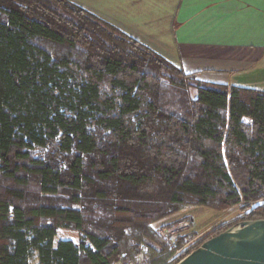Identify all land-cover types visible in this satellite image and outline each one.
<instances>
[{
    "label": "trees",
    "instance_id": "16d2710c",
    "mask_svg": "<svg viewBox=\"0 0 264 264\" xmlns=\"http://www.w3.org/2000/svg\"><path fill=\"white\" fill-rule=\"evenodd\" d=\"M189 206L245 214L171 259L193 235L155 223ZM257 218L263 90L204 82L71 0H0V264H176Z\"/></svg>",
    "mask_w": 264,
    "mask_h": 264
},
{
    "label": "crops",
    "instance_id": "0c3cea01",
    "mask_svg": "<svg viewBox=\"0 0 264 264\" xmlns=\"http://www.w3.org/2000/svg\"><path fill=\"white\" fill-rule=\"evenodd\" d=\"M208 83L264 91V0H71Z\"/></svg>",
    "mask_w": 264,
    "mask_h": 264
},
{
    "label": "water",
    "instance_id": "95a60500",
    "mask_svg": "<svg viewBox=\"0 0 264 264\" xmlns=\"http://www.w3.org/2000/svg\"><path fill=\"white\" fill-rule=\"evenodd\" d=\"M176 264H264V218L227 228Z\"/></svg>",
    "mask_w": 264,
    "mask_h": 264
},
{
    "label": "rangeland",
    "instance_id": "374dc122",
    "mask_svg": "<svg viewBox=\"0 0 264 264\" xmlns=\"http://www.w3.org/2000/svg\"><path fill=\"white\" fill-rule=\"evenodd\" d=\"M259 202H263V200H260ZM255 204H257V202ZM244 214L245 213L241 209V206H234L225 211L211 209L206 206H189L175 213L174 215L169 216L168 218L158 221L155 223V226L158 229H162L177 225L182 222V220H187L190 222L189 227L179 232V234L182 236L188 234L193 235L183 246V248L185 247L184 250L186 251L200 243L206 237L211 236L214 231L236 222L238 219L242 218ZM181 226L185 227L184 224ZM193 232H195V234H193ZM81 237V233L76 230L61 229L58 233L57 239H72L76 242H79ZM33 264H37V259H34Z\"/></svg>",
    "mask_w": 264,
    "mask_h": 264
},
{
    "label": "built area",
    "instance_id": "2783aa9c",
    "mask_svg": "<svg viewBox=\"0 0 264 264\" xmlns=\"http://www.w3.org/2000/svg\"><path fill=\"white\" fill-rule=\"evenodd\" d=\"M182 224H184L185 227H182L181 226ZM189 226H190V222H188L187 220H182V222H180L177 225L160 229V234H161L162 237L175 239L176 236H178L177 234H179V232L181 230H183V229H185V228H187ZM173 247L176 248V244L175 243L173 244ZM184 248L182 247V248L177 249L176 253L174 254V256L171 259H173V258L179 256L181 253H183L185 251ZM143 252H145V247H142V254H143ZM142 260L145 261L143 256H142Z\"/></svg>",
    "mask_w": 264,
    "mask_h": 264
}]
</instances>
